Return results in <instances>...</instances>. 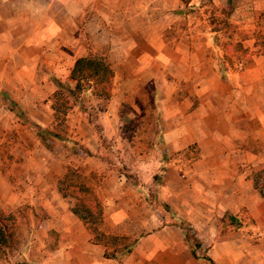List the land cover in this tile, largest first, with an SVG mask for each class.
I'll use <instances>...</instances> for the list:
<instances>
[{
	"label": "crops",
	"instance_id": "1",
	"mask_svg": "<svg viewBox=\"0 0 264 264\" xmlns=\"http://www.w3.org/2000/svg\"><path fill=\"white\" fill-rule=\"evenodd\" d=\"M212 1L223 7L228 0ZM194 2L0 0V206L30 205L41 212L20 264H192L199 252L214 264H236L230 241L236 231L222 224L264 221V196L253 183L264 169V86L257 85L264 55L243 40L244 68L235 71L227 63L222 72L216 31L201 20L188 22V34L168 43L164 32L173 14L188 15ZM96 39L123 52V66L114 72L119 80L177 79L152 89L157 158L138 159L128 170L96 155L98 144L82 121L75 140L90 153L79 154L75 167H63L64 157L49 152L39 137L56 118L59 84L69 80L74 86L70 71ZM131 61L140 63L139 74L126 69ZM149 63L162 70L149 75ZM139 83L132 92L146 91ZM8 139L14 144L10 154L23 161L6 168L1 144ZM70 169L79 170L78 178L99 198L104 232L132 238L129 252L106 256V246L73 213L76 199L58 190ZM180 221L195 231L193 247Z\"/></svg>",
	"mask_w": 264,
	"mask_h": 264
},
{
	"label": "rangeland",
	"instance_id": "2",
	"mask_svg": "<svg viewBox=\"0 0 264 264\" xmlns=\"http://www.w3.org/2000/svg\"><path fill=\"white\" fill-rule=\"evenodd\" d=\"M192 5L193 8L186 10L188 15L173 14V24L164 32L165 40L168 43L176 42L188 34V22L201 20L206 25H211L216 31L213 35L214 42L223 52V58H220L216 64L220 69L222 68V72H224L223 68H226L225 64L227 63L235 71L244 68L248 54L240 46L243 40H249L255 47L254 52L264 55V0H228L227 5L223 7H217L212 0H195ZM122 16L124 17V15ZM118 36L119 33L114 34L113 40L119 38ZM96 41L97 43L94 42L89 46L85 55L106 59L112 70L108 87L84 83L85 89L77 92L73 99L70 98L69 104L64 106H60L61 101L56 98L57 112L56 118L52 122V128L46 130L47 132L41 131L39 137L43 140L46 149L50 150L49 152L53 153V150L60 152L57 155H60L61 158L64 157L63 167H75L80 162V155L86 157L85 153H90L75 140L76 126L82 121L90 130L94 145L98 144L100 152L96 155L107 159L112 165L128 170L126 166L130 168L138 159L154 160L157 158L156 145L151 138V134L158 130V115H156L157 111L153 106L154 93L152 89L170 84L176 85L177 79L150 78L149 76L131 77L125 81L119 80L114 77V72L117 71V68H121L122 64L118 63V60L119 58L121 60L123 52L113 50L110 43L98 39ZM218 52L220 51L218 50ZM174 65L181 68L178 63H174ZM146 66L149 69V75L152 71L162 70V67L153 63L145 64L144 67ZM126 69L135 70V73L139 74L140 63L131 61ZM258 80L261 82L257 85L264 86V77ZM138 82L142 83L146 90L144 93L136 94L131 91L133 85ZM63 85L72 86L73 82L68 80L63 82ZM126 90L130 91L126 92ZM141 103L149 106V110H147L148 108L144 109ZM16 114L23 117L22 112L17 111ZM118 135L123 137L120 141L117 140ZM7 141L9 139L1 144L6 151L5 154L8 155L4 161L6 168L12 161L17 163L23 161L19 156L14 158V155L10 154V149L14 147V144ZM72 171L77 173L76 175H82L79 170L72 169ZM0 208L11 212L15 220L12 227L11 243L0 249V264H6V262L20 264L22 251L32 241L34 224L41 212L37 214L35 207L30 205L13 208L0 206ZM164 210L168 211V208L164 207ZM176 223L186 228V235L193 247L197 239L193 228L181 221ZM230 226L232 230L236 231L230 237L238 257L236 264H264V221L258 224L253 220L246 219L242 222L240 218H236L232 219L231 225L228 222L222 224L223 229ZM238 230H242L244 236L237 233ZM132 241L131 237H127L122 243L131 244ZM196 255L198 257L193 256L192 264H210L205 259L208 257L205 253L199 252Z\"/></svg>",
	"mask_w": 264,
	"mask_h": 264
},
{
	"label": "trees",
	"instance_id": "3",
	"mask_svg": "<svg viewBox=\"0 0 264 264\" xmlns=\"http://www.w3.org/2000/svg\"><path fill=\"white\" fill-rule=\"evenodd\" d=\"M112 77V70L105 58L82 56L78 58L71 71L70 78L74 86L59 84L56 98L61 101L60 106L68 105L70 98L85 89L86 84L102 85L107 88ZM103 89V88H102ZM56 112H57V106ZM254 187L264 196V169L263 173H256L253 177ZM58 190L63 196H72L76 199L72 207L73 213L80 218L93 234V240L103 243L108 249L106 256H114L116 253L129 252L132 244L122 243L127 239L124 236L106 234L103 230V208L93 187L70 169L66 177L58 182ZM14 215L0 208V249L9 246L13 237ZM112 249V250H111ZM195 255V253H193ZM214 264L210 258H207Z\"/></svg>",
	"mask_w": 264,
	"mask_h": 264
}]
</instances>
